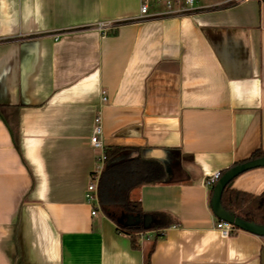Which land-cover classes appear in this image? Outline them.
Returning a JSON list of instances; mask_svg holds the SVG:
<instances>
[{
	"label": "crops",
	"instance_id": "1",
	"mask_svg": "<svg viewBox=\"0 0 264 264\" xmlns=\"http://www.w3.org/2000/svg\"><path fill=\"white\" fill-rule=\"evenodd\" d=\"M141 5L0 0V264H145L152 247L149 264H262L264 238L217 230L206 180L264 151V0ZM96 116L104 148H124L110 163L141 152L166 171L130 197L177 224L138 249L118 231L132 215L85 198ZM230 188L263 194L264 167Z\"/></svg>",
	"mask_w": 264,
	"mask_h": 264
},
{
	"label": "trees",
	"instance_id": "2",
	"mask_svg": "<svg viewBox=\"0 0 264 264\" xmlns=\"http://www.w3.org/2000/svg\"><path fill=\"white\" fill-rule=\"evenodd\" d=\"M232 4L230 3L226 6L228 7ZM8 127L12 133L15 145L18 147V124H8ZM123 149H105L106 163L98 181V198L103 210H106L109 206H120L128 215L140 217L150 216L152 218L148 229H145L143 224L126 228L118 225V231L130 235L133 247L138 249L137 234L155 231L157 233L156 236L160 237V232L176 225L177 219L165 212L146 213L143 211L139 202L131 200L130 194L134 189L144 185H156L165 182L166 171L159 160L145 156L141 152L132 160L118 164L110 163V160ZM262 157H264V151L257 150L248 160L242 163ZM225 172L221 173V175ZM213 189L211 191L212 194ZM222 206L227 212L236 217L264 226V193L256 196L227 188L222 196ZM153 249L154 247L150 250L145 264L150 263Z\"/></svg>",
	"mask_w": 264,
	"mask_h": 264
},
{
	"label": "built area",
	"instance_id": "3",
	"mask_svg": "<svg viewBox=\"0 0 264 264\" xmlns=\"http://www.w3.org/2000/svg\"><path fill=\"white\" fill-rule=\"evenodd\" d=\"M157 3L164 1L167 14L168 15H182L196 10V0H155ZM149 12L148 0H142V5L140 9L141 16H147ZM111 23L102 22L97 25V29L100 32H104L106 29L110 28ZM104 43V40L102 41ZM102 101L107 102L108 97L105 91H102ZM102 126H101V117L96 116L94 119V128L91 136V144L94 150L99 151L101 154L97 157V165L93 174L92 182L88 186V189L85 194L86 201L92 206L98 205V181L101 176V173L104 169L106 163L105 148L102 143ZM222 177L221 173H215L206 180V184L209 187L214 188L216 183ZM96 214V210L92 212V215ZM217 230L220 232L222 237L229 238L234 233L239 231L234 225L227 223L225 221H219L216 226Z\"/></svg>",
	"mask_w": 264,
	"mask_h": 264
},
{
	"label": "water",
	"instance_id": "4",
	"mask_svg": "<svg viewBox=\"0 0 264 264\" xmlns=\"http://www.w3.org/2000/svg\"><path fill=\"white\" fill-rule=\"evenodd\" d=\"M261 167H264V157L251 160L242 164H238L228 169L214 186L213 194L211 198V207L215 216L220 221H225L227 223L234 225L241 231H245L253 235L264 238V226L258 225L253 222H248L239 217H236L230 214L229 212H227L222 206L223 193L225 189L231 187L234 179L247 171ZM119 222L124 224L126 227H136L143 224L144 228L148 229L152 222V218L150 216L140 217V216L132 215V216H127L126 218L122 217L119 220ZM262 264H264V250L262 254Z\"/></svg>",
	"mask_w": 264,
	"mask_h": 264
}]
</instances>
